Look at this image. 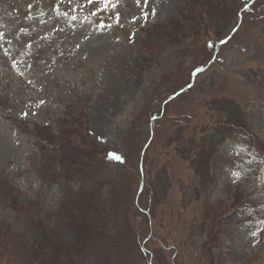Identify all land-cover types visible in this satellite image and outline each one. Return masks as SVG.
Returning a JSON list of instances; mask_svg holds the SVG:
<instances>
[{
	"label": "rangeland",
	"instance_id": "374dc122",
	"mask_svg": "<svg viewBox=\"0 0 264 264\" xmlns=\"http://www.w3.org/2000/svg\"><path fill=\"white\" fill-rule=\"evenodd\" d=\"M245 142L264 0H0V264H264Z\"/></svg>",
	"mask_w": 264,
	"mask_h": 264
},
{
	"label": "trees",
	"instance_id": "16d2710c",
	"mask_svg": "<svg viewBox=\"0 0 264 264\" xmlns=\"http://www.w3.org/2000/svg\"><path fill=\"white\" fill-rule=\"evenodd\" d=\"M207 1H209V0H207ZM214 0H212V2H213ZM212 5V3H209V7ZM216 7H219V5H217ZM210 9H212L211 7H210ZM210 9H207V10H210ZM75 162V161H74ZM202 162H204V159L202 160ZM93 190H91V193L93 194ZM82 193V195H81V197H84V199L86 200V201H84V200H82L83 201V203L85 204V206L87 207V209L89 210V209H92V211L90 212L91 213V215H93L95 212H99V209L97 208V203H99V202H96L95 201V197H94V194L93 195H91L90 194V190L89 191H86V189H83V192H81ZM91 195V196H89L88 197V195ZM88 210H87V212H88ZM88 216V215H87ZM88 220V219H87ZM87 220L86 221H83L82 222V226H81V234H82V238L81 239H79L80 241H82V239H83V242L87 239V237H85V236H87V234H88V231L86 230V224H87ZM49 238V237H48ZM48 238H46L45 239V241H48ZM56 242V241H55ZM64 246V245H63ZM63 246H59L60 248L59 249H62L63 248ZM76 245H74V246H65V248H64V250H65V252H63V251H59L60 252V254H63V255H60L59 256V259H61L62 261H63V264H67L66 263V261H65V259L66 258H68V260L70 259L69 257H70V255H72L73 254V252H75L76 251V247H75ZM55 251H57V250H55ZM56 263H58V262H56ZM60 263V262H59Z\"/></svg>",
	"mask_w": 264,
	"mask_h": 264
},
{
	"label": "snow or ice",
	"instance_id": "6c2138e0",
	"mask_svg": "<svg viewBox=\"0 0 264 264\" xmlns=\"http://www.w3.org/2000/svg\"><path fill=\"white\" fill-rule=\"evenodd\" d=\"M87 2L89 3H94L95 0H87ZM101 2H104V3H107V0H101ZM44 101H41V104H43ZM25 116L27 115V113L24 114ZM109 157L112 158L114 157L115 159L119 160L120 159V156L116 155L115 153H109ZM234 175L237 176V178L239 177V174L238 173H234ZM254 235V234H253Z\"/></svg>",
	"mask_w": 264,
	"mask_h": 264
}]
</instances>
